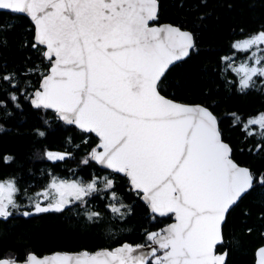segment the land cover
Returning a JSON list of instances; mask_svg holds the SVG:
<instances>
[{
	"label": "snow or ice",
	"instance_id": "obj_1",
	"mask_svg": "<svg viewBox=\"0 0 264 264\" xmlns=\"http://www.w3.org/2000/svg\"><path fill=\"white\" fill-rule=\"evenodd\" d=\"M159 10V0H0V12L30 19L31 47L41 58L20 73L37 77L38 86L25 80L21 87L18 74L0 66V89L7 98L16 108L23 98L37 112L52 111L65 124L94 134L98 142L81 162L126 178L153 219L174 221L157 231L145 229L140 243L121 240L97 253L0 257V264H227L228 253L217 248L224 243L227 217L247 194L264 189V171L236 162L213 110L164 94L169 75L196 49V42L190 31L159 25ZM6 46L0 34V49ZM232 48L248 54L238 65L232 56L222 58L225 71L236 77V91L264 92V26ZM230 115L232 126H239L253 145L248 151L264 159V111L243 118L237 112ZM38 134L45 136L44 131ZM70 155L47 151L43 158L57 162ZM14 160L0 157V168ZM114 188L108 175L93 176L87 183L53 178L33 196L15 177L0 179V222L76 206L85 208L87 221L95 226L103 215L86 206L100 193L113 201L106 205L113 217L126 220L131 210L116 203ZM22 196L26 204L20 203ZM259 256L264 264V248Z\"/></svg>",
	"mask_w": 264,
	"mask_h": 264
},
{
	"label": "trees",
	"instance_id": "obj_2",
	"mask_svg": "<svg viewBox=\"0 0 264 264\" xmlns=\"http://www.w3.org/2000/svg\"><path fill=\"white\" fill-rule=\"evenodd\" d=\"M159 5L158 24L169 23L189 30L196 42V49L169 75L164 94L179 102L202 104L213 110L220 120L223 139L233 148L236 162L254 171H264V159L248 151L253 145L244 140L239 126H232L230 115L237 112L243 118L264 111V92L239 94L236 77L231 71H225L222 61L225 56L235 60L247 57V53L236 52L232 44L264 26V0H159ZM33 32V25L26 17L0 12V34L7 39V46L0 49V66L6 64L3 71H15L21 87L25 80L38 86L37 77L20 75L41 63L38 52L31 47ZM0 97L4 99V105L0 106V157L15 158L12 166L0 168V179L15 177L18 185L34 195L52 177L88 181L93 176L108 175L114 180V191L119 197L116 203L122 201L131 210L126 220L113 217L106 207L113 201L108 193H100L92 196L86 206L103 215V220L95 226L87 221L85 208L76 206L63 213L28 218L15 215L0 222V257L112 249L121 240L140 243L145 229L157 231L171 222L167 217L153 219L147 205L129 190L126 178L101 170L95 163L81 162L96 145L98 140L94 136L62 124L52 111L37 112L23 98L21 107L16 108L2 89ZM38 130L44 131L45 136H39ZM47 151L71 155L64 161L52 162L43 158ZM20 202L27 200L22 196ZM262 217L264 189L257 187L227 217L224 243L217 247L218 252L227 250V264L255 263V251L264 245Z\"/></svg>",
	"mask_w": 264,
	"mask_h": 264
},
{
	"label": "water",
	"instance_id": "obj_3",
	"mask_svg": "<svg viewBox=\"0 0 264 264\" xmlns=\"http://www.w3.org/2000/svg\"><path fill=\"white\" fill-rule=\"evenodd\" d=\"M21 16H23V15H21ZM25 17V16H24ZM27 18V17H26ZM28 19V18H27ZM29 21H30V19H29ZM31 22V21H30ZM31 24H32V22H31ZM164 24H169V23H161V24H159V25H164ZM33 25V24H32ZM172 25V24H171ZM174 26H176V25H174ZM179 27V26H178ZM181 28V27H180ZM182 29V28H181ZM182 30H186V29H182ZM186 31H189V30H186ZM191 32V31H190ZM177 102H179V101H177ZM179 103H183V102H179ZM187 104H189V103H187ZM194 105V104H193ZM55 114V113H54ZM56 115V114H55ZM60 121V120H59ZM62 124H64V125H67V124H65L64 122H62V121H60ZM67 126H70V125H67ZM74 127V126H73ZM78 130V129H77ZM92 136H94V134H91ZM95 137V136H94ZM96 138V137H95ZM97 139V138H96ZM98 142V141H97ZM95 147V146H94ZM98 166V168H100L101 170H105V171H108L107 169H103V168H101L99 165H97ZM241 166H244V165H241ZM245 167H247V166H245ZM141 200V199H140ZM141 202L142 203H144L143 202V200H141ZM145 204V203H144ZM146 205V204H145ZM148 208V207H147ZM149 211V210H148ZM50 213V212H49ZM149 213L151 214V215H153L150 211H149ZM158 217V216H157ZM172 222H174V221H172L171 220V222L170 223H172ZM170 223H168V224H170ZM168 224H166L165 226H163L162 228H164V227H166ZM161 228V229H162ZM218 246H220V245H218ZM217 246V247H218ZM261 248H264V245H262L261 247H259L256 251H255V263L254 264H259V261H260V256H259V250L261 249ZM104 250V249H103ZM110 250V249H109ZM101 250H99V251H96V252H88V251H86V250H84V251H77V252H67V251H56V252H53V253H50V254H46V255H43V256H38V257H40V258H45V257H55L57 254H62V253H84V252H87V253H97V252H100ZM226 252H227V250H225ZM224 252V251H223ZM228 253V252H227ZM228 257V256H227Z\"/></svg>",
	"mask_w": 264,
	"mask_h": 264
},
{
	"label": "rangeland",
	"instance_id": "obj_4",
	"mask_svg": "<svg viewBox=\"0 0 264 264\" xmlns=\"http://www.w3.org/2000/svg\"><path fill=\"white\" fill-rule=\"evenodd\" d=\"M245 59H246V58H245ZM245 59H238V60H235V63L238 65L239 63L244 62ZM102 177H103V176H101V178H102ZM53 178H56L57 180H66V181L79 180V181L84 182V183L90 182V180H91V179H90V180H88V181H87V180L85 181V180H82V179H80V178H79V179H74V178H72V179H64V178H59V177H52L51 180L49 181V183L52 181ZM49 183H48V184H49ZM48 184H47V185H48ZM47 185H45L43 188H41V189H40L39 191H37V192L43 191L44 188L47 187ZM37 192H36V193H37ZM36 193H35V194H36ZM35 194H34V195H35ZM34 195H33V196H34ZM20 203H21V204H23V203L26 204L27 202H20Z\"/></svg>",
	"mask_w": 264,
	"mask_h": 264
},
{
	"label": "flooded vegetation",
	"instance_id": "obj_5",
	"mask_svg": "<svg viewBox=\"0 0 264 264\" xmlns=\"http://www.w3.org/2000/svg\"><path fill=\"white\" fill-rule=\"evenodd\" d=\"M23 209V208H22ZM23 210H25V209H23ZM170 223V222H169ZM168 224V223H167ZM4 258H7V257H4Z\"/></svg>",
	"mask_w": 264,
	"mask_h": 264
}]
</instances>
